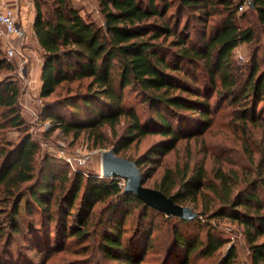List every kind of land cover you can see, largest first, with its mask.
<instances>
[{
  "label": "trees",
  "instance_id": "1",
  "mask_svg": "<svg viewBox=\"0 0 264 264\" xmlns=\"http://www.w3.org/2000/svg\"><path fill=\"white\" fill-rule=\"evenodd\" d=\"M30 1L31 29L43 53L39 96L48 98L64 83L88 81L84 92L47 102L39 115L65 134L86 133L93 138L92 148L107 144L103 132L107 128L116 155L148 135H159L161 140L138 158L121 156L136 163L143 186L146 164H155L181 140L205 133L211 96L217 107L231 109L241 134L261 129L260 141L240 137L249 171L217 167L209 172L204 161L189 158L181 167L166 168L155 187L149 188L179 205L209 197L215 206L201 210L202 215L240 225L251 263L264 264V68L256 75L260 65L254 57L248 76L242 78L232 58L240 43L256 41L255 24L247 25L252 19L264 24V0H99L103 26L86 21L70 0ZM46 3L50 5L44 11ZM244 3L247 9L237 16ZM246 18V27L240 26L238 22ZM192 21L200 26L191 36ZM261 49L259 45L256 52ZM0 68L12 67L0 59ZM126 90L139 99L134 106L124 104ZM18 101L17 84L1 80L0 264H46L55 254L69 252L71 242L82 252L139 264L142 243L143 250L151 248L147 239L153 225L147 224L142 234L137 227L136 236L122 242L125 222L135 211L139 227L148 219L146 213H163L123 193L119 179L84 177L56 158L37 159L38 146L27 133L16 142L6 140V130L23 125ZM139 105L147 111L144 116L136 109ZM59 109L66 114L57 113ZM97 205H102L98 212ZM167 218L172 223L170 246L160 264H167L172 254L178 264H188L192 255L211 258L224 246L209 223ZM191 223L199 234L204 232L203 239L180 231ZM89 240L95 241L87 245ZM235 256L231 245L213 264H233Z\"/></svg>",
  "mask_w": 264,
  "mask_h": 264
},
{
  "label": "rangeland",
  "instance_id": "2",
  "mask_svg": "<svg viewBox=\"0 0 264 264\" xmlns=\"http://www.w3.org/2000/svg\"><path fill=\"white\" fill-rule=\"evenodd\" d=\"M46 1L50 2V0ZM46 1L42 0V2ZM92 4L93 6H96L100 12L99 0H92ZM49 5L50 3H46V5L43 6V10L47 11ZM70 5L77 9L86 21L93 22L97 26H99L101 20L103 21L101 12L99 13V17L94 20L96 15L93 16L92 8L89 4H86L85 0H70ZM31 8H33L34 12L33 3ZM173 9L174 8L169 12H172ZM246 9L247 7L244 3L242 10H238L237 16H240ZM185 16L186 14L181 16L179 28H182L184 25ZM247 16H250L249 13ZM247 22L248 18L238 22V24L246 27ZM251 24H255L254 32L256 35V41H258L256 42L254 40L252 43H240L232 52V58L234 59L239 69L238 72L242 78L248 76L254 57L256 58V63L258 62L260 65V69L256 75H258L260 70L264 68V24H259L257 22L253 23V19L250 20V24L247 26H251ZM189 25L188 32L192 36L194 35V28H197L200 24L197 21H192ZM31 30L32 29L30 28L25 30L26 37L23 41L25 45L22 48L20 45L16 47V45L12 44V40H10L11 46H13L17 52L12 59L7 58L5 47L0 40V59L10 64L12 67L5 70L0 68V81L7 78L13 80L17 84L19 88L18 110L23 120L22 127L19 129L9 128L4 133V137L8 141L16 142L24 133H27L38 146L37 159L40 160L42 156L56 158L63 164H66L70 172H73V170L70 169L66 158H70L71 160L81 158L83 163L80 167H77V170L81 172L84 177L85 175L100 177V154L101 152L110 149L112 147L111 144L113 143L110 131L107 128L103 129L107 138V144H105L104 147L92 148L93 138L90 139L86 133H80L77 137H74L71 133L65 134L60 128L56 127L54 122L49 119H43V117L39 115L43 106L46 105L47 102H54V100H56L55 102H61L64 98L73 96L75 93L84 92L88 81L82 80L64 83L56 89V92L53 95L45 99L41 98L39 96V72L43 61V53L35 43L34 35H32L33 33ZM259 45L262 46V49L257 53L256 50ZM238 54L242 56V60L238 59ZM19 65H22L23 67L21 71H19ZM138 100L139 99L134 93L126 90L124 95V104L126 106H134ZM136 109L141 114L142 112H144V114L147 113L143 106H136ZM210 109L212 110L210 123L206 125V131L202 136L200 135L188 141L181 140L172 152L157 160L155 164H146L142 168V172L148 173L144 182L145 186L155 187V184L159 182L166 168H175V166L181 167L189 158L196 160L197 162L204 161L205 168L209 172L217 167H221L224 170L233 169L237 172L245 170L249 171L248 157L243 154L241 150L240 137L245 138L250 136V141H260L261 129H251L249 135L241 134L238 128L236 130L238 121L232 119V117L235 116L234 113L227 107V105L221 104L220 107H217L213 96L210 97ZM57 113L66 114L60 109L57 110ZM142 116L144 115L142 114ZM122 124L117 128L118 134H121L122 132ZM159 140H161L159 135H148L139 142H134L129 145L123 152H120L118 156L121 157L122 155H125L136 159L142 155L150 145ZM254 148H256L255 145ZM257 157L258 156H256V159ZM119 182H121V185L123 186L124 181L120 180ZM209 202V197H204L196 204L186 202L182 206H187L192 208L195 212H198L199 216L196 222L200 220L203 223H209L214 228L217 236L224 239V246L211 258H201L197 255H192L188 264L216 263L223 257L231 245L234 246L236 250L233 264H252L248 244L242 234V228L240 225L224 217L210 219L208 217L209 213L205 216L202 215L201 210L205 208H214L215 205L212 202ZM100 208H102V205H97L95 211L98 212ZM137 213L138 211H135L132 214V217L125 222L126 224L124 227L126 228V231L122 233V242H125L126 237L133 234L136 236V230L134 231V229L137 227L139 229L138 232L142 234V232L148 229L147 224H152L153 229L149 231L147 239L151 248L146 249L145 246L143 250L144 242L142 243L140 250L141 261L139 264H160L165 256L164 254L167 250L168 244L170 246L169 237L172 223L168 222L169 218L165 215L151 211L150 213H146L148 219L141 221L139 227L138 222L140 219H137ZM195 226L194 223H191V225H189L188 228L185 227V229L184 226H181L180 231L184 232L185 236H193L197 234L200 239H203L204 232L202 231L199 234ZM135 236L133 237L136 238ZM4 240L5 237H3L2 241ZM94 241L95 240H89L86 244L91 245ZM67 247L69 252H66L65 254H55L46 264H125L122 261L102 258L99 256L100 253L94 255V253H91L90 251L82 252L75 247L73 242L67 244ZM13 249H16L14 253L18 254V252H16L18 247L13 246ZM177 251L178 256H180L182 254L181 250L177 249ZM76 252H79V254ZM63 258L65 259L63 260ZM59 261L61 262L59 263ZM167 264H178L175 255L172 254L170 256Z\"/></svg>",
  "mask_w": 264,
  "mask_h": 264
},
{
  "label": "water",
  "instance_id": "3",
  "mask_svg": "<svg viewBox=\"0 0 264 264\" xmlns=\"http://www.w3.org/2000/svg\"><path fill=\"white\" fill-rule=\"evenodd\" d=\"M100 166L101 177L124 181L123 193L134 195L146 206L163 213L166 217L174 216L185 222L198 218L199 213L192 208L176 204L160 190L143 186L136 163L116 155L113 148L101 152Z\"/></svg>",
  "mask_w": 264,
  "mask_h": 264
},
{
  "label": "built area",
  "instance_id": "4",
  "mask_svg": "<svg viewBox=\"0 0 264 264\" xmlns=\"http://www.w3.org/2000/svg\"><path fill=\"white\" fill-rule=\"evenodd\" d=\"M86 4H89L92 8V14L94 20L99 17V11L96 6H93L92 0H85ZM244 5L239 7V11L242 10ZM98 15V16H97ZM104 21H100L99 26H103ZM26 37V31L23 26L19 23V14H18V5L9 6V5H0V40L3 42L5 47V52L8 59L14 58L17 54L16 49L11 46L10 40L16 39L20 42H23ZM13 38V39H12ZM238 59L242 60L241 55H237ZM19 71L23 69L22 65H19ZM67 163L70 166V169L73 172H79L77 167H80L83 163L81 158L70 159L66 158ZM81 173V172H80ZM86 176V175H85ZM101 177V176H100ZM121 185V184H120Z\"/></svg>",
  "mask_w": 264,
  "mask_h": 264
},
{
  "label": "crops",
  "instance_id": "5",
  "mask_svg": "<svg viewBox=\"0 0 264 264\" xmlns=\"http://www.w3.org/2000/svg\"><path fill=\"white\" fill-rule=\"evenodd\" d=\"M0 5H9V6L18 5L19 23L21 24V26L25 28V30L29 28L31 29L34 12H33V8H31L32 3L30 0H0ZM35 43L37 44L36 39H35ZM12 44L16 45V47L20 45L21 48L25 45L23 42H20L16 39L12 40ZM39 86H40V82H39Z\"/></svg>",
  "mask_w": 264,
  "mask_h": 264
}]
</instances>
